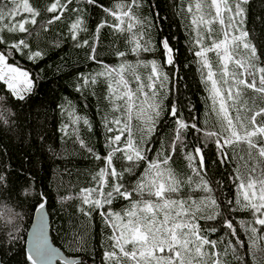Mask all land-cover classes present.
<instances>
[{
  "label": "snow or ice",
  "instance_id": "obj_1",
  "mask_svg": "<svg viewBox=\"0 0 264 264\" xmlns=\"http://www.w3.org/2000/svg\"><path fill=\"white\" fill-rule=\"evenodd\" d=\"M78 4L79 0H50L44 11L51 15L43 27L47 31L65 13H75L68 27L69 39L75 42V47L87 48L88 59L103 67V71L93 75L81 74V86L96 84L98 78H104L108 90L105 99L111 112L116 114L110 120L104 118L107 132L111 134L107 137V152L104 155L87 147L84 140L77 137L79 147L103 163L92 177L97 181L96 186L81 189L82 204L88 207H81L79 211L90 216L95 210L111 229V250L105 253V258L110 264H229L226 257L231 255L236 264H264V43L251 37V30L245 27L250 0H197L194 5L189 3L187 6L188 13L193 12V7L199 13L191 19L196 31L194 43L197 50L194 56L200 59L202 72L207 70L203 72L204 82L211 84L209 91L220 121L219 129L204 130L193 122L195 118L191 117V113L186 119L179 105L169 102L166 115L174 125L169 146L157 153V159L148 164L147 171L131 190L121 180L125 173L135 175L139 162L147 160L146 151L151 149L146 139L154 132L156 120L165 112L159 94L161 89L170 91L167 85L169 81L174 82L178 50L170 46L167 37L162 36L159 41L164 55L162 64L158 65L156 60H137L136 65L125 62L118 67H110L97 58L96 44L101 31L106 28L132 33L130 53L116 52L122 59L129 54L139 57L142 52L155 51L150 42L144 41L143 33L138 29L133 32L141 23L133 12L134 8L140 7V0H127V4L118 2L115 7L106 5L103 0H83V8ZM88 6L103 14L91 31V41L80 38L81 33L89 31L84 14ZM40 17L41 11L33 6L31 0H0V81L9 95L19 102L31 93L34 78L9 61H14L16 57L36 61L42 59V53L33 50L26 38L14 36L9 41L5 34L26 36L31 31L29 25L36 26ZM213 25H219L218 36ZM201 26L205 35L201 34ZM205 39H209L207 46L204 45ZM210 52L215 53L217 58L219 79L208 59ZM137 66L149 69L146 78L133 71ZM168 67L172 69L171 73L164 70ZM126 72H131L135 87L125 78ZM76 90L80 91L81 87ZM249 92L252 97H247ZM257 97L261 105L257 104ZM65 111L68 112V109ZM133 113L144 125L136 140L132 132ZM68 114L72 116V121L71 125L66 124L61 130L65 136L68 135V127L74 128L81 120L91 130L87 118L76 115L74 111ZM0 119L7 123L2 113ZM190 132L199 133L191 151H185L192 174L199 178L195 182V190L206 194L199 200L180 197L182 181L167 167L178 149L183 151L188 148L187 136ZM209 141L216 150L215 163L226 164L233 155L236 157L233 183L240 195L235 200L238 207L231 210L244 211L250 217L239 224L230 217L221 219L228 229V239L224 241L226 247L222 250H217V241L201 234L202 226L198 222L200 219L214 221L220 218V205L212 195L209 181L204 178L208 165L212 163L205 151ZM228 149L232 152L229 153ZM117 160L126 161V167L118 169ZM241 168L247 169L244 177L240 175ZM187 180L189 184L193 183L191 176ZM6 182V174H0V185H6ZM105 188H108L107 192ZM37 196V207L43 212L46 203L44 193L38 192ZM134 196L145 198L134 200ZM116 198L130 202V207L123 214L109 211L106 207L111 206ZM63 199L71 200L73 197ZM4 211L5 206L0 205V219H3ZM11 219L10 216L9 221ZM241 230L247 234V240L241 238ZM209 231L215 232L216 228L210 227ZM55 255L56 249L47 242L42 215L33 233L32 251L25 252L26 261L47 264Z\"/></svg>",
  "mask_w": 264,
  "mask_h": 264
},
{
  "label": "trees",
  "instance_id": "obj_2",
  "mask_svg": "<svg viewBox=\"0 0 264 264\" xmlns=\"http://www.w3.org/2000/svg\"><path fill=\"white\" fill-rule=\"evenodd\" d=\"M106 5L115 7L116 3L127 0H103ZM197 0H140V7L134 8L133 12L140 24L133 29L143 33L144 41L150 42L155 51L142 52L139 57L129 54L125 58L116 55L118 51L129 52L132 45L129 41L132 33L115 32L112 29H104L100 33L99 42L96 44L97 58L110 67H118L121 63L136 65L137 60H156L158 65L163 63L164 55L160 48V38L167 37L170 46L178 50L177 67L174 82L169 81L167 88L160 90V102L165 112L156 120L155 130L146 139L150 149L146 151L147 160L139 162L135 169V175L125 173L121 182L131 190L138 179L143 177L148 169V164L157 159V153L167 149L172 137L173 122L167 117L166 110L169 102L176 103L183 110V115L189 119L194 117L204 130H218L219 118L213 109V101L210 95V82L206 85L205 76L202 72L200 59L194 56L197 46L195 27L191 19L199 13L193 7V12H187L189 3L193 5ZM34 7L41 11L36 26L29 25L30 33H6V38L11 41L14 36L26 38L33 50L42 53V59L36 61L16 57L10 60L27 70L34 78V86L30 94H27L23 102L14 100L6 90V86L0 81V113L4 123L0 119V174H6V185H0V205L5 206L4 217L0 219V264H30L26 261L25 252L27 232L38 209V192L44 193L46 205L51 217V234L55 245L61 248L68 256L81 258L76 264H110L105 258V253L110 251L111 241L109 236L111 229L108 228L101 216L95 210L90 216L84 215L79 209L88 206L82 204L81 189L93 188L97 181L93 180L102 161L96 160L86 149L79 147L77 137L84 140L87 147L104 155L107 152L106 141L111 135L104 125V118H113L110 106L105 97L108 94L107 82L104 78H98L96 84L81 86L79 76L93 75L103 71L101 64L88 59L87 48L75 47V42L69 39L68 27L75 13L71 11L44 30V25L51 14L44 11L50 0H31ZM79 7L83 8V0H79ZM72 7L71 5L69 6ZM207 5L205 4V8ZM247 19L245 27L251 30V37L264 43V0H250L247 6ZM87 16L88 32L81 33V40H92L91 31L96 21L103 14L88 6L84 13ZM19 19V17H18ZM111 21V18H109ZM7 22V21H6ZM127 23V20H126ZM215 34H219V25H213ZM201 34L203 26H201ZM209 44V39L204 40V45ZM208 59L217 72L219 68L215 53H208ZM165 71L171 73L170 67ZM142 78H146L149 69L143 66L134 67ZM125 78L131 81V72H126ZM133 87H135V83ZM77 87H81L77 91ZM247 93V97H252ZM258 105L262 102L256 98ZM252 101L249 99V104ZM61 105L64 107L62 108ZM264 106V105H262ZM218 108V103H217ZM68 109V112L65 111ZM82 118H87L91 124L89 131L81 122L74 128L68 127V135L65 136L66 124L71 125L73 112ZM234 115V112H233ZM261 118H258L260 120ZM143 122L136 119L133 113L132 132L133 139L140 136V128ZM199 133H189L187 136L186 150H177L167 166L177 179L182 181L179 193L184 199H202L206 194L195 190V182L199 179L192 174L185 159V151H191V146L197 143ZM208 159L212 161L204 176L213 189L212 195L220 205V218L214 221L200 219L202 235L208 239L217 241V250L226 247L224 241L228 239V229L221 219L231 218L237 224L240 221L250 219L244 211H233L238 206L236 198L240 195L233 183L236 172V157L226 164H217L216 150L209 141L205 146ZM229 153L232 152L228 149ZM118 169L126 167L127 162L116 161ZM247 169L241 168L240 175L246 176ZM191 176L193 183L189 184L187 177ZM31 182V183H30ZM111 183V180L109 181ZM108 188H105L107 192ZM66 196L73 199L65 200ZM136 197L133 199H144ZM231 202V203H230ZM109 211L123 214L129 207L130 202L119 198L114 199ZM12 217L9 221V217ZM210 227L216 228L215 232L209 231ZM11 233V235H10ZM241 238L247 240V234L241 230ZM15 237L16 239H13ZM241 251H244L241 249ZM229 264H236L234 257H226ZM64 264V263H59Z\"/></svg>",
  "mask_w": 264,
  "mask_h": 264
},
{
  "label": "water",
  "instance_id": "obj_3",
  "mask_svg": "<svg viewBox=\"0 0 264 264\" xmlns=\"http://www.w3.org/2000/svg\"><path fill=\"white\" fill-rule=\"evenodd\" d=\"M42 215L44 220V231L47 237V242L52 248L56 249L57 252V255H55L51 259V261L47 262V264H59L60 262L64 264H76L81 262V258H74L68 256L61 248L54 244L51 234V217L46 203L43 212H41L39 208L36 210L31 225L28 229L26 238L27 252L30 253L32 251L33 233L36 231L37 226L40 224Z\"/></svg>",
  "mask_w": 264,
  "mask_h": 264
},
{
  "label": "rangeland",
  "instance_id": "obj_4",
  "mask_svg": "<svg viewBox=\"0 0 264 264\" xmlns=\"http://www.w3.org/2000/svg\"><path fill=\"white\" fill-rule=\"evenodd\" d=\"M22 69V68H21ZM22 70H25V69H22ZM25 71H27V70H25Z\"/></svg>",
  "mask_w": 264,
  "mask_h": 264
}]
</instances>
